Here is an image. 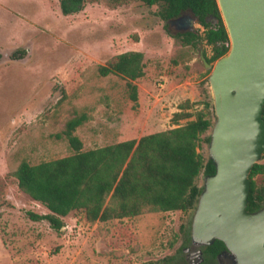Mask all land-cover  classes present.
I'll return each instance as SVG.
<instances>
[{"label":"rangeland","instance_id":"1","mask_svg":"<svg viewBox=\"0 0 264 264\" xmlns=\"http://www.w3.org/2000/svg\"><path fill=\"white\" fill-rule=\"evenodd\" d=\"M168 22L159 7L141 1L86 0L64 15L60 0H0V264H173L181 258L192 210L93 224L72 211L57 231L27 217V211L49 212L13 176L23 160L36 165L72 155L61 132L76 115L88 117L74 133L84 151L176 127L172 116L185 100L212 121L210 70L200 59V52L212 56L211 47L204 40L183 45ZM193 30L203 32L198 23ZM129 51L144 56L136 106L124 79L97 72ZM208 132L197 148L203 158ZM254 181L263 186L264 176Z\"/></svg>","mask_w":264,"mask_h":264},{"label":"trees","instance_id":"2","mask_svg":"<svg viewBox=\"0 0 264 264\" xmlns=\"http://www.w3.org/2000/svg\"><path fill=\"white\" fill-rule=\"evenodd\" d=\"M107 1H141L149 7L157 6L165 20L183 14L193 15L203 32L176 33L181 43L195 47L204 40L212 50V56L206 59L210 64L229 51L228 34L216 0ZM85 2L60 0V8L64 15H70L81 10ZM16 55H12L13 59H17ZM20 55L23 58L25 54L22 51ZM143 60L141 52L121 53L98 66L97 72L101 77L116 75L124 79L128 98L136 106L135 81L144 76ZM192 107L188 100L178 105L179 111L172 116L174 128L87 151L82 149V142L74 134L88 120L87 115L68 119L61 135L73 150L72 155L36 165L23 160L13 172L18 188L49 212L27 211V217L33 221H46L52 229L59 231L64 226L62 218L72 211L82 212L90 224L150 213H187L200 193L196 185L198 176L215 173L212 162H206L197 152L201 136L208 130L211 120L202 111H191ZM183 120L187 121L180 124ZM204 141L207 143L209 138L205 137ZM256 176H264V163L255 164L249 175L250 192L246 207L249 212L264 205V185H256ZM187 240L186 237L182 246ZM223 250L224 244L216 240L206 251L215 257ZM171 259L163 261L168 263Z\"/></svg>","mask_w":264,"mask_h":264},{"label":"water","instance_id":"3","mask_svg":"<svg viewBox=\"0 0 264 264\" xmlns=\"http://www.w3.org/2000/svg\"><path fill=\"white\" fill-rule=\"evenodd\" d=\"M216 3L229 51L213 65L200 52L210 70L206 84L213 111L205 161L215 173H201L187 245L173 264H264V205L246 209L250 172L264 159V0ZM168 24L185 33L193 31L197 19L183 14ZM216 240L225 251L208 256Z\"/></svg>","mask_w":264,"mask_h":264},{"label":"flooded vegetation","instance_id":"4","mask_svg":"<svg viewBox=\"0 0 264 264\" xmlns=\"http://www.w3.org/2000/svg\"><path fill=\"white\" fill-rule=\"evenodd\" d=\"M186 245H187V243H186L184 246L181 245L180 248H179V251L182 250L184 247H186ZM223 251H225V250H223ZM223 251H221V252H223ZM221 252H220V253H221ZM206 254H207L208 256H209V255H212L211 253H208L207 251H206ZM218 254H219V253H218ZM216 255H217V254H216ZM216 255H215V256H216ZM207 262H208L207 259L203 260V263H207Z\"/></svg>","mask_w":264,"mask_h":264},{"label":"crops","instance_id":"5","mask_svg":"<svg viewBox=\"0 0 264 264\" xmlns=\"http://www.w3.org/2000/svg\"><path fill=\"white\" fill-rule=\"evenodd\" d=\"M123 141H126V140H123ZM119 142H122V141H119ZM116 143H118V142H116Z\"/></svg>","mask_w":264,"mask_h":264}]
</instances>
